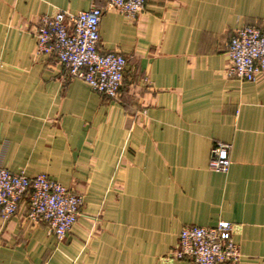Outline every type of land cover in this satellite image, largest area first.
<instances>
[{"label":"crops","instance_id":"crops-1","mask_svg":"<svg viewBox=\"0 0 264 264\" xmlns=\"http://www.w3.org/2000/svg\"><path fill=\"white\" fill-rule=\"evenodd\" d=\"M103 0H0V166L46 175L83 196L59 241L28 218L29 194L0 216V264H194L169 256L185 225H233L243 257L264 264V77H229L234 31L264 32V0H146L105 11L99 48L128 60L119 99L36 55L43 15ZM231 144L227 174L209 169Z\"/></svg>","mask_w":264,"mask_h":264},{"label":"built area","instance_id":"built-area-1","mask_svg":"<svg viewBox=\"0 0 264 264\" xmlns=\"http://www.w3.org/2000/svg\"><path fill=\"white\" fill-rule=\"evenodd\" d=\"M97 1V0H96ZM105 7L94 4L89 10L72 13L58 9L43 15L36 31V55L54 56L69 71L72 79L88 84L109 100L119 99L127 70V58L118 52L99 48L100 25L105 11H116L134 18L146 0H103ZM229 58L227 74L255 82L264 77V32L255 26L234 31L226 45ZM231 144L218 142L211 150L209 169L227 174L231 167ZM29 194L28 218L44 222L59 241L77 224L84 205L83 196L42 174L30 179L24 172L13 173L0 166V216L14 217L20 202ZM189 259L194 264H235L243 257L233 238V225L220 221L213 227L185 225L170 256Z\"/></svg>","mask_w":264,"mask_h":264}]
</instances>
